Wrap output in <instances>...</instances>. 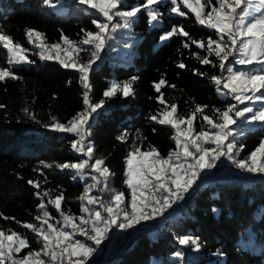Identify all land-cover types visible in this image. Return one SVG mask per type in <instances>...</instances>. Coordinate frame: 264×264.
<instances>
[{"label": "trees", "instance_id": "trees-1", "mask_svg": "<svg viewBox=\"0 0 264 264\" xmlns=\"http://www.w3.org/2000/svg\"><path fill=\"white\" fill-rule=\"evenodd\" d=\"M52 3L60 5L59 0H52ZM143 3L145 0H123L118 10L130 11ZM57 7L48 6L46 0H0V31L29 49L28 58L33 61L12 66L20 79L0 81V105L4 106L0 107V213L3 214L0 229H11L28 239L30 248L24 249L20 256L42 247L35 234L21 226L37 223L35 216L39 214L41 199L36 193L42 195L43 191L50 190L55 197L62 192V208L78 216L81 211L79 197L85 190L75 172L56 167L86 159L71 147L78 137L49 127L53 117L67 124L85 110V89L80 84L79 72L64 68L55 59L41 60L40 49L28 43L26 30L43 33L48 45L61 44L63 37L79 44L86 31H98L92 21H102L103 17L79 4L78 0L64 4L63 10ZM156 7L160 18L150 22L144 10L130 18V26L107 43L99 55L100 65L90 73V98L93 103L101 100L105 103L92 116L91 135L86 143L93 146L95 157L105 158L113 174L107 182L108 191L93 190L91 194L105 201L115 189L125 194L126 203L130 202V191L124 181L126 159L134 144L142 151L155 147L163 157L175 150L174 129L150 119L165 107L159 103L160 93L154 84L164 79L167 85H175L162 86L161 92L168 104L178 106L180 115L186 116L196 105L206 106L205 113L214 115L215 109L237 103L218 93L211 81L212 75L221 74L219 68L201 64L196 59V53L208 55L204 50L183 36L161 39L173 27H183L197 40L217 38L213 30L198 24L195 16L183 6L181 11L185 16L172 12L170 2ZM115 19L123 23L121 18ZM127 42L137 43V49L126 51L127 61L119 60L114 49L123 51ZM185 43H189V47L185 48ZM91 51L79 54L82 62L90 58ZM209 58L217 62L214 56ZM233 59L229 58L228 65L239 69ZM6 61V50L0 47V66L7 67ZM180 63L186 67L179 68ZM133 78V96L125 98L117 94L110 99L103 96L112 82H129ZM246 106L250 103L237 105L239 109ZM237 123L234 130L238 145L243 149L242 159H246L264 140V126ZM194 126L196 132L209 130L199 114ZM124 134L127 140L121 142L118 137ZM46 164L52 167H45ZM29 180L38 181L40 188L33 187ZM47 199L44 197L43 202L47 203ZM48 211L56 219L60 217L51 205ZM185 237L195 239L198 250L195 245H181L179 240ZM113 239L114 236L110 243ZM177 253L183 254V258L170 261L169 257ZM180 260H187V264H264V174L205 175L194 192L185 198L184 208L168 215L162 226L138 230L128 247L105 264H178Z\"/></svg>", "mask_w": 264, "mask_h": 264}, {"label": "snow or ice", "instance_id": "snow-or-ice-1", "mask_svg": "<svg viewBox=\"0 0 264 264\" xmlns=\"http://www.w3.org/2000/svg\"><path fill=\"white\" fill-rule=\"evenodd\" d=\"M78 2L96 10L103 17L102 21L96 19L92 21L98 31H86L84 39L79 44L63 37L64 45L67 47H62L60 43L48 45L44 34L34 29H27L26 36L28 43L40 49L41 60L55 59L64 68H71L80 73V81L85 89L83 93L85 110L77 113L67 124L53 117V123L49 127L54 131L72 133L79 137L71 147L75 152L86 157L80 162L58 164L56 167L61 170L71 169L82 180L88 178L86 169L94 173L90 177L93 183L88 184L84 194L79 197L85 202L81 209L85 215L77 217L70 210L65 211L62 208L64 201L62 192L55 197L50 194V190L43 191L42 195L37 192L36 195L41 199L38 205L39 214L35 216L37 223H23L21 226L35 234L42 244L41 249L30 250L26 255L20 256L24 249L30 248L28 239L11 229L7 231L0 229V264H88L98 246L107 238V233L113 225L123 231L141 222L162 216L173 203L184 198V194L196 183L200 173L215 168L221 157H226L242 171L264 174V140L246 159L238 160L233 153L235 151L236 155H239L243 149L242 147L237 149L236 130L232 128V125L237 124V119L242 120V126L254 122L264 126V107L258 110L251 106L243 109L237 107L238 104L246 102L264 104V0H170L173 5L172 12L185 16L186 13L181 11V6L187 8L195 16L196 22L213 30L217 38L210 36L207 40H197L183 27H173L171 32L161 39L169 40L173 36H183L192 45L204 50L208 55L201 56L196 53V59L201 64L219 68L221 74L212 75L211 81L217 86L218 93L226 98L230 97L237 103L230 104L224 109H215L214 115L206 114V106L200 105H196L186 116L180 115L178 106L168 104L161 92L162 86L175 87V85H167L166 80L161 79L154 84V87L160 93L159 103L165 107L156 115L150 116V119L174 129L175 134L172 139L176 143L177 150L163 157L155 147L150 146L147 151H142L134 144L126 159L124 181L130 191V202L126 203L125 194L115 189L111 190L110 199L107 201L101 196H93L91 194L93 190L108 191L107 182L113 174L107 167L105 158L95 157L93 146L86 143L91 135L92 116L103 108L105 103L104 100L93 103L90 98L89 77L92 66L99 59V53L103 51L107 40L112 38L111 33L121 27L128 28L129 19L142 10L146 11L150 22L157 21L160 13L156 6L164 3L165 0H145V3L130 11L118 10L123 0H78ZM46 3L50 7H57L52 0H46ZM116 17H120L123 23L114 24ZM37 40L39 43H36ZM83 45L92 46L90 58L86 62H82L79 55L88 51L82 47ZM0 47L6 50L8 65L0 66V81L20 79L12 71V66L33 63L28 58L29 49L15 42L11 35L3 31H0ZM184 47H189V43H185ZM61 52L64 55H61ZM211 56H214L218 63L210 59ZM230 57L234 58V65L259 67L250 70L236 69L228 65ZM178 67L185 68L186 65L180 63ZM134 80L135 78L129 82H112L103 96L109 99L117 94L125 98L133 96ZM0 107L4 106L0 105ZM25 112L27 113V109ZM197 114L209 130L196 132L194 125ZM118 139L126 142L127 134L119 136ZM45 167L52 165L46 164ZM28 183L37 189L40 188L38 181L29 180ZM44 197L48 198L47 203L43 202ZM48 205L55 208L60 219L51 215ZM89 206H98L102 211ZM2 215L0 213V216ZM4 219L9 218L4 217ZM77 236L91 241L95 247L85 240L77 239ZM179 243L195 245L197 250L199 248L197 241L191 237L181 238ZM176 255L182 258L180 253Z\"/></svg>", "mask_w": 264, "mask_h": 264}, {"label": "rangeland", "instance_id": "rangeland-1", "mask_svg": "<svg viewBox=\"0 0 264 264\" xmlns=\"http://www.w3.org/2000/svg\"><path fill=\"white\" fill-rule=\"evenodd\" d=\"M70 1L71 0H59L60 5L57 8L59 10H63L64 9V4L69 3ZM165 2H170V0H165ZM85 6H86L87 9H91V8H88L87 5H85ZM92 10H94V9H92ZM117 18H120V17H117ZM113 23L115 24V23H118V22H117L116 19H114ZM124 29H127V28L121 27V28H118L114 33H111L110 35H111L112 38L111 39H108L107 40V43L115 40V38L117 36H119L120 34H122L124 32ZM127 33H128V36H130L129 29H128V32ZM107 43H106V46L108 45ZM82 47L85 48V49H88V50L89 49L92 50V46H90V45H83ZM114 52L119 54V56H118L119 57V60H122V61H127L128 60V57L126 56V54H127L126 51H124V50L121 51V50H118V49H114ZM100 53H103V51H101ZM100 53H99V55H100ZM53 55H55V53H53ZM254 67H259V66L258 65H253V66L245 67L246 69H240V68L239 69L240 70H250L251 68H254ZM246 103H250V106L251 107H254V109H256V110H258L261 107H264V104H262L261 102H255V103H253V102H246ZM248 115H250V114H248ZM237 121L238 122L239 121L242 122L241 119H237ZM237 124L232 125V128L235 129V127L237 126ZM245 125L254 127V126H257V125H261V124L259 122H254L252 124H245ZM205 146H208V145H205ZM236 146H238V140L236 141ZM229 164H232V161L228 160L226 157H221L220 160L217 161V164H216V167L215 168H213L211 170H207L206 169L205 171H203V172L200 173V176L197 179L196 183L197 182L200 183V181L207 174H211V175L212 174L223 175L224 174V171H225V167L227 165H229ZM249 174H256V173H249ZM189 193H190V191L187 192V194H189ZM172 211L173 210L167 209L162 216H158L156 219H153V220L141 222L139 225H136L135 227L131 228L130 229V234H129L128 238L130 239V238L134 237V235L136 234V232L138 230H140V229H154V228H157L158 226H162L163 220L168 215L172 214V213H170ZM118 223H119V221H118ZM119 232H120V228L117 227L116 225H113L111 227L110 231H108V233H107V238L102 241V243L98 246L97 251L93 254V256L91 258L94 259V257L97 254L98 255L112 257L113 255L108 251V244L110 243V240L112 239V237L113 236L116 237V235ZM86 243L92 245V242L91 241H86ZM92 246L95 247V245H92ZM178 264H187V260H185V261L184 260H180Z\"/></svg>", "mask_w": 264, "mask_h": 264}, {"label": "built area", "instance_id": "built-area-1", "mask_svg": "<svg viewBox=\"0 0 264 264\" xmlns=\"http://www.w3.org/2000/svg\"><path fill=\"white\" fill-rule=\"evenodd\" d=\"M88 10H92V9H88ZM36 43H39V41L37 40L36 41ZM136 44L137 43H135V42H127V43H125L124 45H123V50L124 51H128V52H135L136 51ZM31 46H33L34 47V45L33 44H30ZM61 45H62V47H67L66 45H64V42H62L61 43ZM61 55H64V53L63 52H61ZM100 62H101V59H100V56H99V59L96 61V63L95 64H93V66H92V70H94L95 68H97L99 65H100ZM92 72V71H91ZM79 81H80V73H79ZM80 84H81V86H82V83H81V81H80ZM82 88H83V86H82ZM84 89V88H83ZM79 138V137H78ZM77 138V139H78ZM76 139V140H77ZM173 144H174V146H175V150H177L176 149V143H175V141L173 140ZM237 147V149H240L241 148V146L240 145H238V146H236ZM174 150V151H175ZM76 154H78V155H80L79 153H77L76 152ZM233 155L235 156V158L236 159H238V160H242V151H240L239 152V155H236V152L234 151V153H233ZM81 160H83V159H81ZM86 171V170H85ZM246 171H242L241 169H239V168H237L236 166H235V164H229V165H227L226 167H225V171H224V174L222 175V176H234V175H236V174H243V173H245ZM86 175H87V177L88 178H86V179H81L80 178V181L84 184V187H86L88 184H90V183H93V181L91 180V175H94L93 173H91V172H88V171H86ZM199 183L197 182V183H195L193 186H192V188L189 190L190 191V193L189 194H191V193H193L194 192V190L196 189V187H197V185H198ZM85 189V188H84ZM83 194H84V192H83ZM82 194V195H83ZM189 194H184V198L182 199V200H178V201H176L175 203H173V205H172V207L171 208H168L169 210H173L172 212H170V213H173L174 211H176V210H178V209H181V208H184V201H185V198L189 195ZM84 203L85 202H82L81 201V209H82V207H83V205H84ZM89 207H96V210H100L99 209V207L98 206H89ZM82 215H85L82 211H80V214L77 216V217H79V216H82ZM58 219H60V217L58 218ZM129 234H130V229H128V230H121L120 229V232L116 235V237H114V239L111 241V243L109 244V252L112 254V255H115V254H117L119 251H121V250H124V249H126L127 247H128V245H129V242H130V239L128 238V236H129ZM77 239H81V240H85V238L84 237H80V236H77L76 237ZM85 242H86V240H85ZM181 256H182V258H183V254H181ZM111 257H109V256H103V255H96L95 257H94V259H92V258H90L89 259V261H88V264H105L109 259H110ZM180 256H177V255H171L170 257H169V260L170 261H176V260H178V259H182Z\"/></svg>", "mask_w": 264, "mask_h": 264}, {"label": "crops", "instance_id": "crops-1", "mask_svg": "<svg viewBox=\"0 0 264 264\" xmlns=\"http://www.w3.org/2000/svg\"><path fill=\"white\" fill-rule=\"evenodd\" d=\"M237 67H239L240 69H246L245 67H248V66H240V65H236Z\"/></svg>", "mask_w": 264, "mask_h": 264}]
</instances>
